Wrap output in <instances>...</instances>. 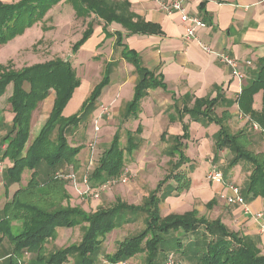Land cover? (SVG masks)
I'll return each mask as SVG.
<instances>
[{"label": "trees", "instance_id": "obj_1", "mask_svg": "<svg viewBox=\"0 0 264 264\" xmlns=\"http://www.w3.org/2000/svg\"><path fill=\"white\" fill-rule=\"evenodd\" d=\"M61 1H0V44H5L24 29L40 22L47 11ZM67 1L76 17L90 20L81 37L70 47L72 54L78 52L79 47L92 36L94 25L99 24L104 39L115 36V46L123 47L122 56L134 65L139 79L134 86L133 96L125 104L122 117L127 119L131 116L136 119L140 101L147 93L146 89L151 86L164 89V84L153 77V72L144 68L139 54L122 42L123 33L109 32L107 26L112 23L121 25L126 36L135 33L161 35L160 26L152 21L147 22L133 12L128 0ZM97 21L100 23H96ZM109 67L108 63L103 78L93 86L80 104V109L65 116V106L81 83L72 63L57 57L45 62H35L21 69L0 64V98L5 95L7 87L11 86L6 102L12 117L6 126V132L0 137V158L9 162L3 171L5 189L13 183H20L25 170L30 172L25 188L15 190L10 201L0 208V243L5 239L11 244V254L6 264H16L17 258L27 251L35 254V259L30 264H62L70 255L74 256L75 264H97L98 248L107 234L114 228L131 222L129 214L141 213L145 214L144 229L118 242L114 253L105 255L108 263L125 262L144 253L145 264H159V251L167 250L165 257L167 253L173 252L177 256L176 253L180 252L195 264H264V254L260 249L248 242L244 235L227 228L220 217L208 219L203 215L198 216L195 208L182 214L170 213L164 217L160 215L161 196H178L190 188V175L185 169H181L183 164L189 162L184 157L185 144L183 146L182 141V138H189L186 124L182 125V136H174L171 140L168 153L176 157V162H171V170L167 176L156 183L155 188L140 205L116 200V204L111 208L99 207L93 212L70 204L56 205V201H67L69 193L64 188V182L52 177L53 173L63 164L78 166L77 155L81 151L80 146L69 144L66 131L69 127H77L87 108L96 102L101 90L109 82ZM50 90L55 94L51 112L37 134L30 137L31 118L38 104L50 94ZM258 90L263 91L262 108L260 111H252V96ZM236 101L239 102L240 110L248 114L264 131V63L255 70L252 81L241 88ZM195 102L193 108H186L184 112L195 121L202 116L208 122L214 121L219 125L214 139L215 151L212 159L219 160V152L226 147L232 153L229 165L246 161L250 170L243 193L249 197L260 196L264 200V152L253 153L248 150L243 144V131L232 135L226 130L223 120L213 115V106L216 103L213 99ZM203 105L204 109L201 108ZM141 131L142 125L139 124L134 133ZM126 143V152L132 153L136 149L134 134L128 133ZM123 156L119 134L115 133L108 150L98 158L92 177L105 182L120 174L125 166L122 162ZM40 164L46 166L43 182L38 180ZM170 180L174 182L173 187L168 183ZM169 185L171 192L159 195V192ZM25 194L36 198V202L24 199ZM49 197L50 200L47 199ZM47 201L51 202L52 209L44 208L43 203ZM214 202L215 198L205 202L207 208H211ZM74 226L83 228L82 238L78 243H71L49 254L44 252L45 243L55 237L57 228ZM161 246L164 248H160Z\"/></svg>", "mask_w": 264, "mask_h": 264}, {"label": "crops", "instance_id": "obj_2", "mask_svg": "<svg viewBox=\"0 0 264 264\" xmlns=\"http://www.w3.org/2000/svg\"><path fill=\"white\" fill-rule=\"evenodd\" d=\"M128 2L131 4L133 12L147 22L157 23L162 31L161 35L135 33V35L126 36L121 25L112 23L107 26L109 32L119 31L123 33L122 42L129 49L137 52L144 68L153 72V77L164 84V89L160 86H151L146 89L147 93L140 101V110L135 121L142 122L141 112L142 103H144L151 110V113L145 115V117L151 119L152 128L153 126L158 127L156 132L160 135V139L172 140L174 136H182L184 133L182 125L186 124L189 138H182L186 146L183 150H188L196 156L197 154L211 155L215 149L213 143L219 125L214 121L208 122L202 116L195 121L184 110L193 108L196 100L209 101L213 99L216 102L213 106V115L223 120L226 130L232 135L243 131V144L246 148L252 152L255 151V153L264 152L263 129L256 121H252L248 114L240 110L239 102L236 101L241 88L252 81L255 70L260 64L264 63V0H189L186 6L189 14L200 17L205 24V27L198 29L197 39L202 44L209 45L215 53H225L236 60L238 68L244 73L241 84L232 76L229 68L224 63L222 64L214 54L206 53L195 39L186 40L184 38L185 24L181 21L179 14L162 13L156 3L151 0H128ZM101 31V25L95 24L92 36L79 47V50L89 48L91 54L89 58L91 59L93 52L96 50L94 47L101 44L98 47L101 49L106 41H109L111 50L104 59L105 64L109 63L110 66L108 70L109 82L101 90L102 92L96 102L98 101L105 107H109L110 104L117 105V111H124L125 104L134 94V86L139 79V75L134 65L122 56L123 47L115 46L116 37L112 36L104 39V34ZM112 46L118 50L117 56L113 59H111ZM114 60L119 62L120 65L124 63L123 65L129 77H119L116 82L113 80L111 74L115 73L112 70ZM247 61L250 62L249 65L246 64ZM104 71L105 68L103 73ZM111 84L119 86L118 89L111 87ZM124 86L127 88V93L131 91L127 100L122 99L120 90ZM91 90L88 92H91ZM262 93V90H258L253 94L252 111L261 110ZM54 97L55 94L50 93L38 104L37 110L30 121V137H33V129L38 132L44 124L45 119L51 112ZM83 98L84 95L81 99ZM72 100L73 96L65 106L63 112L65 116L73 111V109H69ZM204 107L205 105L201 108L204 109ZM11 117L9 111L5 122L8 123ZM161 117L166 118L164 128H162ZM128 119L134 120L131 116ZM141 125L143 127L142 123ZM257 146H261V148L256 149ZM228 153L230 151L226 147L219 152L218 159L220 163L225 162ZM5 162L8 161L4 160L3 163ZM188 163L195 164L194 161L190 160ZM210 166L211 164L208 162V168ZM198 167L199 163L188 174L191 180L188 194L204 203L214 197L217 204L210 219L220 217L227 228L244 235L248 242L255 245L264 254V233L259 230L258 222L250 214L244 213L243 205L225 202L221 196L222 191L225 189L223 185L211 184L205 176H199L198 178L196 176V181L193 173L199 169ZM241 168L246 171L239 170ZM249 170L250 165L244 167L240 164L238 167H233L232 171L228 172L225 183L230 182L228 179L232 183H236L237 180L239 182L246 180L249 176ZM169 183L173 187L174 182L170 180ZM242 195L252 213L257 210L264 211L262 197ZM171 198V195H169L165 201ZM184 211H187V209ZM184 211L178 213H184Z\"/></svg>", "mask_w": 264, "mask_h": 264}, {"label": "rangeland", "instance_id": "obj_3", "mask_svg": "<svg viewBox=\"0 0 264 264\" xmlns=\"http://www.w3.org/2000/svg\"><path fill=\"white\" fill-rule=\"evenodd\" d=\"M2 2H15L17 0H0ZM89 19L82 17H76L72 6L67 0L53 5L45 14L40 22L34 24V26L24 29L20 34L16 35L12 39L0 44V64L10 65L14 69H21L23 66L35 64V62H45L53 58L67 59L76 71L77 77H80L81 85L78 89L74 90L73 100L70 102L69 109H73L70 113L77 112L80 109V104L89 95L94 84L99 82L103 77L104 68L107 65L104 62L105 57L110 53L109 41H106L105 45H97L94 48L93 56L90 59V49H81L78 52L72 54L70 47L81 37V33L87 27ZM96 23H100L97 21ZM111 59L115 58L118 54V50L113 46ZM102 51V52H101ZM69 56V57H68ZM68 57V58H67ZM112 70L115 71L111 74L113 80L116 82L117 78L129 77V74L122 65L118 64L114 60ZM118 89L119 86L111 87ZM11 90L9 85L4 95L0 100V137L6 132V126L8 123L5 120L8 118V112L10 109L7 107L6 97L7 93ZM78 90V91H76ZM122 99L127 100L129 93L126 92V86L121 89ZM50 93H53L50 90ZM54 94V93H53ZM84 95V98L81 97ZM142 122L137 120L124 119L122 117L123 111H117V105H109L105 107L101 103L95 102L90 105L86 113L83 115L80 123L77 127H69L66 131L68 142L71 146H80L81 151L77 155L78 166L67 163L63 164L59 170L53 173L55 179L64 182L65 190L69 193V199L57 202L56 205L65 206L70 204L72 206L80 207L89 212L97 210L99 207L111 208L112 205L116 204V200L123 203L141 204L144 198L155 188L158 181L162 180L166 174L171 170V162H176V157L169 155L172 141L170 139H160V135L156 132V128L151 124V119L145 117V115L151 113L150 108L142 103ZM77 105L79 106L77 108ZM139 113V112H138ZM66 114V115H70ZM165 114V113H164ZM138 118V115H137ZM136 118V119H137ZM155 118V117H154ZM162 118L163 126L165 127V119ZM157 119V118H156ZM155 119V120H156ZM143 124L141 134L134 133L139 124ZM154 129V132H153ZM165 131V130H164ZM37 130L33 129L32 135H36ZM115 133L119 134L120 148L124 150V156L122 162L125 166L122 172L116 176H112L108 181L95 180L92 177V172L97 166V160L101 154L108 150L111 141L115 136ZM128 133L134 134L135 139V150L132 153H127V136ZM1 139V138H0ZM214 145V143H213ZM184 146V142H183ZM186 147V146H185ZM260 149L261 146H257L256 149ZM187 149V148H186ZM215 151V149H214ZM213 151V153H214ZM184 157L190 161H194L195 164L185 163L182 166V170L185 169L189 174L199 163V169L193 173L197 178L200 176L206 177V171L209 164L217 165L218 169L224 174V179L227 180V174L232 171L233 167L243 165H249L246 161H241L240 164L229 165L231 154H226L225 162L220 163L219 160L214 161L212 159L213 153L205 155H192L188 150H183ZM187 152V153H186ZM255 152V151H254ZM253 152V153H254ZM261 153V152H256ZM219 157V154H218ZM222 157V156H221ZM0 208L4 203L10 201L12 193L17 189H24L27 182L29 181L30 172L25 170L21 176L20 183H13L8 189L4 187V176L3 171L9 162L3 163L0 158ZM209 169V168H208ZM46 166L40 164L39 166V177L38 180L43 182L44 172ZM243 172V168L239 169ZM245 174V173H244ZM104 176V175H103ZM120 177H127L126 183H121ZM248 178V176H247ZM246 180L235 184L241 194L246 190ZM228 181L232 182L228 179ZM170 182V181H169ZM168 182V183H169ZM170 184V183H169ZM169 186H165L161 193H169L171 190ZM222 191V197L227 193V188ZM189 191L173 196L171 199L165 201L167 196H161L159 203L160 215L162 217L169 215L170 213L182 212L185 209L191 210L196 209L198 216L203 215L210 219L215 209L216 200L211 208H207L206 203L203 201L192 198ZM23 198H28L31 201L36 202V198L31 195L25 194ZM214 198V197H213ZM50 200V197L47 198ZM41 200V198H40ZM210 200V199H209ZM207 202V201H206ZM46 203L48 205H46ZM50 201L43 203L44 208H50ZM174 208V209H172ZM177 211V212H175ZM182 214V213H179ZM131 222H127L114 228L113 231L107 234V236L101 242L99 250V260L97 264H111L106 263V254H113L116 250L117 243L125 239L127 236L136 235L142 231L145 227V214H129ZM83 228L82 226L74 227H59L57 233L53 239H49L44 245V252L46 254L55 252L56 249L70 245L71 243H78L82 238ZM160 248H164L161 246ZM164 250V249H163ZM170 250V249H169ZM171 251V250H170ZM11 252V244L7 240H3L0 243V264H6L8 257ZM166 251H159L158 262L159 264H165V253ZM175 258L176 264H195V262L188 257H183L180 252L176 253ZM145 254H138L128 261L127 264H145ZM35 259V254L32 252H24L16 260V264H30ZM74 256L70 255L68 260L62 264H75Z\"/></svg>", "mask_w": 264, "mask_h": 264}, {"label": "built area", "instance_id": "obj_4", "mask_svg": "<svg viewBox=\"0 0 264 264\" xmlns=\"http://www.w3.org/2000/svg\"><path fill=\"white\" fill-rule=\"evenodd\" d=\"M158 6L159 10L165 14H173L177 13L180 16L181 21L185 24L184 29V38L186 40H193L195 39L198 44H200L201 48L206 53L214 54L216 58L223 64H225L232 76L239 82L242 83L244 73L240 71L238 68V63L235 59L230 58L225 53H215L211 47L205 44H202L197 39V31L199 28L205 27L204 22L201 20L200 17L196 16L195 14H189L187 12L186 6L189 0H151ZM247 65L250 64L249 61L246 62ZM1 164V163H0ZM206 180L209 183H215L223 185L224 187L228 188V192L223 196L225 202L229 204H238L243 205V211L246 214H250L254 219L258 222L259 230L264 233V211L257 210L255 213H252L248 208V205L244 201V197L241 194L239 188L233 184L232 182L225 183L224 174L218 169L217 165L212 164L209 169L206 171ZM121 183L127 182V177H120ZM175 254L173 252L167 253L165 257V264H176L175 262ZM106 263H108L106 261ZM114 264H127L124 261H117Z\"/></svg>", "mask_w": 264, "mask_h": 264}, {"label": "water", "instance_id": "obj_5", "mask_svg": "<svg viewBox=\"0 0 264 264\" xmlns=\"http://www.w3.org/2000/svg\"><path fill=\"white\" fill-rule=\"evenodd\" d=\"M68 57H69V56H68ZM68 57H67V58H68ZM66 60H67V59H66Z\"/></svg>", "mask_w": 264, "mask_h": 264}]
</instances>
